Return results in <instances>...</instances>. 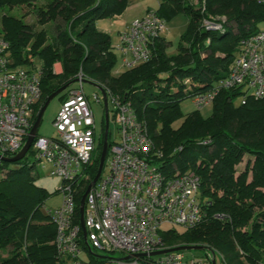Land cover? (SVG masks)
<instances>
[{"label":"trees","instance_id":"obj_1","mask_svg":"<svg viewBox=\"0 0 264 264\" xmlns=\"http://www.w3.org/2000/svg\"><path fill=\"white\" fill-rule=\"evenodd\" d=\"M32 1L0 0V8L13 10ZM132 2L49 0L46 8L37 10V22L61 23L56 35L46 28L36 30L35 23L22 17L3 14L0 33L9 43L14 65L29 68L37 65L36 58L41 60L42 93L33 123L48 96L82 70L85 79L132 104L163 154L160 169L168 176L175 169L200 176L199 198L209 202L203 205L205 217L193 227L161 228L165 247L203 245L216 252L217 264L218 258L222 264H264V96L248 95L243 87L223 90L208 117L199 108L184 114L181 107L185 99L212 89L228 76L243 38L264 31L258 26L264 21V0H198L197 4L159 0L156 11L166 22L181 13L187 17L177 52L168 54L172 42L160 36L152 59L115 74L118 57L111 36L97 22L122 15ZM207 16H225L223 28L206 30L202 22ZM58 62L61 73L55 72ZM73 87L60 94L62 102ZM181 118L182 123L173 126ZM111 135L110 131L109 150L116 142ZM103 141L98 140L92 161L76 184L77 223L80 200L98 171ZM0 152L6 157L15 154ZM29 154L35 157L33 146L24 159H0V264H64L53 243L56 227L42 210L52 194L36 184L37 160L30 161ZM82 243L91 264L110 259H102V254ZM192 256L205 257L212 264L206 250Z\"/></svg>","mask_w":264,"mask_h":264},{"label":"built area","instance_id":"obj_2","mask_svg":"<svg viewBox=\"0 0 264 264\" xmlns=\"http://www.w3.org/2000/svg\"><path fill=\"white\" fill-rule=\"evenodd\" d=\"M225 20L207 16L202 24L206 30H219ZM166 27V20L153 9L133 20L120 33L122 67L132 68L152 59ZM8 48V41L0 33V149L14 154L21 150L33 127L35 106L42 93V71L37 65L15 66ZM77 78L79 85L69 90L54 120L56 136H37L33 144L37 162L51 163V174L65 182L60 189L62 205L42 206L56 227L53 243L58 257L64 264H91L84 242L94 253L122 252L125 257L118 260L119 264H210L205 257H188L181 251L152 255L166 249L160 235L162 225L193 227L204 219L203 205L209 202L199 198L201 179L194 171L180 174L175 169L168 176L158 167L163 154L132 104L103 86L108 99H112L120 139L115 140L107 156L108 170H103L86 198L84 236L81 222H76V184L92 161L97 131L82 70ZM237 87L256 98L264 96V31L243 38L228 76L197 94L193 102L201 108L213 103L221 91ZM100 94H93L98 102L103 100ZM242 101L246 102V96Z\"/></svg>","mask_w":264,"mask_h":264},{"label":"rangeland","instance_id":"obj_3","mask_svg":"<svg viewBox=\"0 0 264 264\" xmlns=\"http://www.w3.org/2000/svg\"><path fill=\"white\" fill-rule=\"evenodd\" d=\"M49 0H33L31 4L29 5H21L18 7H15L13 10L10 9H3L0 8V32H2V16L5 13H9L12 15H16L18 17H22L23 20L27 23H35V29L41 30L42 28L48 29L51 35H56L57 27L58 25L61 26V23L57 21H47L43 24L38 23L37 19V10L40 7L46 8L47 3ZM196 4L198 0H193ZM153 10H157L159 8V0H133L132 4L127 8V10L118 17L113 18H105L99 20V27L102 28V26H105L107 30H111L112 35V42L114 46L115 54L118 57L117 64L114 67L113 72L115 74H119L126 70L124 67H122V51L118 48V46L121 43V38L118 37L117 29L120 25V21H125L129 16L132 17L135 14H140L141 12H146L149 8ZM144 16V15H143ZM216 17H225V16H216ZM58 24V25H57ZM186 24H187V17L184 13L179 14L174 19L167 22L166 30L163 32V36L167 38V40L171 41L172 44L167 47V53L168 54H174L177 52V47L180 41V37L182 33L186 30ZM258 26L260 29L264 30V21H261L258 23ZM104 28V27H103ZM107 32V31H106ZM35 62L37 66L40 68L41 66V60L39 58L35 59ZM74 86H78L79 83H74ZM84 90L87 94V96L90 99L93 111L95 113V119H96V131H97V143L98 140L104 138V129H105V107L103 100L101 102H98L96 99H94L93 94L95 92H98L99 89L91 85L89 83H84ZM101 96V94H100ZM102 98V96H101ZM240 102V99H237V104ZM112 99L109 98V107L111 108L110 113V131H111V138L112 140H119L120 139V130L115 122V120L112 118ZM62 107V101L60 100V95L54 98L51 103L49 104L48 108L46 109L43 118L42 123L39 127V135L40 136H46V137H53L56 136V129L54 128V120L56 116L58 115V112L60 111ZM182 110L184 114H188L196 109L198 107L193 102L192 98L185 99L181 104ZM201 111V114L205 117H208L212 114L213 111V103H209L201 108H199ZM183 121V118L177 120L174 122L175 127H178ZM108 157L110 154V150L108 151ZM107 157V160H108ZM29 159L32 162L36 161V158L29 154ZM244 163V162H243ZM244 165V164H243ZM242 165V166H243ZM53 165L51 163H45V162H37L36 169L34 170V174L36 175L35 182L38 186L45 187L52 195L50 198L46 200V205L48 207H58L62 205L63 202V192L59 191L61 189L63 184V178L58 175L51 174V169ZM108 170L107 164L104 167V172ZM162 229H168L171 228L170 225L164 224L161 227ZM186 255L188 257H191L192 255H201L203 252L202 250H189L185 251ZM6 253V252H4ZM99 254L105 255L110 257V259H107L106 261H110L111 264H119V259H122L125 257V254L122 252H114V253H107L103 251H98ZM218 264H222L220 259L218 258Z\"/></svg>","mask_w":264,"mask_h":264},{"label":"water","instance_id":"obj_4","mask_svg":"<svg viewBox=\"0 0 264 264\" xmlns=\"http://www.w3.org/2000/svg\"><path fill=\"white\" fill-rule=\"evenodd\" d=\"M77 82H79V78H76L73 81H70L69 83L61 86L58 90H56L51 95H49L48 98L46 99L44 105L41 107V109L37 115L36 121L33 124V127L31 128L29 135L27 137V140L25 141L21 150L18 151L17 153H15L12 157H6V156H4V154H2L0 152V159H2L3 161H8V162H15V161L24 159L27 156L30 149L32 148L34 141L39 134L38 133L39 127L42 123L43 115H44L46 109L48 108L49 104L51 103V101L54 98H56L57 96H59L62 92H64L67 88H69L70 86H72L74 83H77ZM84 83H89L91 85L96 86L99 89V91L101 92L104 107H105V133H104L103 148H102V153H101L100 162H99V166H98V171H97L96 176L89 183L86 191L84 192V194L80 200V206H79L81 227L83 229L84 236H86V227H85V221H84L85 203H86V198H87L90 190L98 182L99 178L101 177V175L103 173L104 167H105V163H106V159H107V155H108V151H109L110 108H109L108 95H107L106 91L99 84H96V83H94L90 80H87V79H84ZM189 250H202V251L206 250L211 254V263L217 264L216 252L213 250H209L208 247L203 246V245H182V246L173 247V248H166V249H163V250H160L157 252H153L152 255L165 254V253H169V252H173V251H181L182 252V251H189ZM141 256L142 255H137V257H141ZM100 257L105 258V255H100ZM126 258H130V257H126Z\"/></svg>","mask_w":264,"mask_h":264},{"label":"crops","instance_id":"obj_5","mask_svg":"<svg viewBox=\"0 0 264 264\" xmlns=\"http://www.w3.org/2000/svg\"><path fill=\"white\" fill-rule=\"evenodd\" d=\"M148 10L146 11V12H141L140 14H135L134 16H132V17H128L125 21H123V22H121L120 21V25L118 26V29L116 30L117 31V33H118V37L120 38V33L122 32V31H124V30H126L129 26H130V24L132 23V21L133 20H135L136 18H139V17H142L143 15H145L149 10H152V9H150V7L149 8H147ZM116 17H118V16H116ZM97 26L99 27L100 25H99V21L97 22ZM104 27V28H103ZM99 29H101V30H103V31H107L109 34H110V36L112 37V35H111V30L109 29V30H107V28H105V26H102V28H100L99 27ZM112 39V38H111ZM167 39V38H166ZM112 44H113V42H112ZM54 68H55V72L56 73H61L62 71H63V66H62V64L60 63V62H58V63H56L55 64V66H54Z\"/></svg>","mask_w":264,"mask_h":264}]
</instances>
